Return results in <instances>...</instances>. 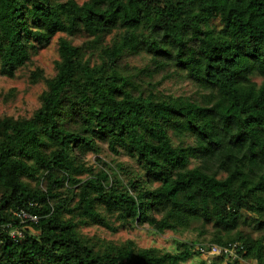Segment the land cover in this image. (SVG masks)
I'll use <instances>...</instances> for the list:
<instances>
[{"label":"trees","instance_id":"obj_1","mask_svg":"<svg viewBox=\"0 0 264 264\" xmlns=\"http://www.w3.org/2000/svg\"><path fill=\"white\" fill-rule=\"evenodd\" d=\"M56 34L84 39L29 73L30 116H0V224L23 229L0 230V264H226L196 246L232 242L230 264H264V0H0V75ZM173 75L195 92H162ZM142 224L195 236L159 251L78 231Z\"/></svg>","mask_w":264,"mask_h":264},{"label":"rangeland","instance_id":"obj_2","mask_svg":"<svg viewBox=\"0 0 264 264\" xmlns=\"http://www.w3.org/2000/svg\"><path fill=\"white\" fill-rule=\"evenodd\" d=\"M80 3L83 0H75ZM58 36H65L63 34L54 35L49 43L39 49L35 54L30 56L26 64L18 68L11 77L0 75V116H9L12 118L28 117L32 111L39 105V94L44 89L45 85L42 80L30 82L29 73L39 68L43 77H50L54 73V61L57 60L56 40ZM68 38L67 36H65ZM111 35L106 36V41L110 40ZM70 39L72 44L80 43L83 36H73ZM136 63L138 59L135 60ZM257 80V78H254ZM159 89L164 93L172 95L178 94H192L195 92V87L184 80L182 76H170L160 82ZM186 141L190 138L185 137ZM175 141V139H174ZM176 142V141H175ZM98 158L105 162L113 164L116 160L127 161L125 156H112L104 147L97 154ZM95 155H85L87 163L94 165ZM111 220V218H110ZM117 223V222H116ZM116 223H113L116 225ZM247 231V227H244ZM81 236L86 237L90 241L100 242L102 244L112 243L119 244L131 240L138 247H155L159 251L171 250L173 247L172 240H191L195 236L194 228L181 229L176 231L156 232L146 224L126 226L119 228L116 231H109L105 228L95 225L80 226L78 228Z\"/></svg>","mask_w":264,"mask_h":264},{"label":"built area","instance_id":"obj_3","mask_svg":"<svg viewBox=\"0 0 264 264\" xmlns=\"http://www.w3.org/2000/svg\"><path fill=\"white\" fill-rule=\"evenodd\" d=\"M14 215L19 219V222L22 223L24 221H27L29 223H36L38 220V217L35 213H30L27 211H24L22 209L15 211ZM0 230L5 231L6 234L11 239H20L23 237V229L22 226H12L10 223H2L0 224ZM237 242H232L227 244L226 246H219L213 243H210L208 245H197L198 252L204 256V257H211L215 255H222L223 258L229 262L230 260H233L237 258L236 254V247Z\"/></svg>","mask_w":264,"mask_h":264},{"label":"crops","instance_id":"obj_4","mask_svg":"<svg viewBox=\"0 0 264 264\" xmlns=\"http://www.w3.org/2000/svg\"><path fill=\"white\" fill-rule=\"evenodd\" d=\"M246 264H255L253 260H249Z\"/></svg>","mask_w":264,"mask_h":264},{"label":"water","instance_id":"obj_5","mask_svg":"<svg viewBox=\"0 0 264 264\" xmlns=\"http://www.w3.org/2000/svg\"><path fill=\"white\" fill-rule=\"evenodd\" d=\"M226 264H230V262H226Z\"/></svg>","mask_w":264,"mask_h":264}]
</instances>
